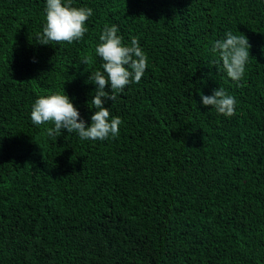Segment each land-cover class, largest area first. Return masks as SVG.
I'll return each instance as SVG.
<instances>
[{"label":"trees","instance_id":"1","mask_svg":"<svg viewBox=\"0 0 264 264\" xmlns=\"http://www.w3.org/2000/svg\"><path fill=\"white\" fill-rule=\"evenodd\" d=\"M72 6L93 10L83 39L40 45L46 0H0V264H264V0ZM113 25L148 57L104 103L119 136H47L31 121L41 96L65 93L90 126ZM229 31L251 45L239 86L211 52ZM219 87L231 118L202 104Z\"/></svg>","mask_w":264,"mask_h":264},{"label":"clouds","instance_id":"2","mask_svg":"<svg viewBox=\"0 0 264 264\" xmlns=\"http://www.w3.org/2000/svg\"><path fill=\"white\" fill-rule=\"evenodd\" d=\"M45 13L46 24L42 33L37 36L38 44H71L83 39L88 31L86 21L93 15V10L73 7L72 0H46ZM225 35L224 40L213 42L211 52L218 54L217 63L222 61L227 77L239 86L251 58V45L244 34L233 35L229 31ZM99 40L95 53L103 61V71L97 70L89 77L97 86L90 101L92 108L96 110L91 116L90 126L81 119L79 111L65 93L41 96L32 106L31 121L36 126L53 124L54 127L46 129L47 136L56 139L62 134V130L77 133L81 140L105 141L119 136L122 120L112 117L104 103L106 100L116 101L117 93H122L128 85L141 81L148 67V57L137 37L131 38L130 45H124L115 25L105 26ZM82 63L88 64V58ZM108 85L111 88L110 95L105 91ZM201 100L203 106H211L220 115L231 118L235 114L236 100L222 87L215 89L210 96L201 94Z\"/></svg>","mask_w":264,"mask_h":264}]
</instances>
